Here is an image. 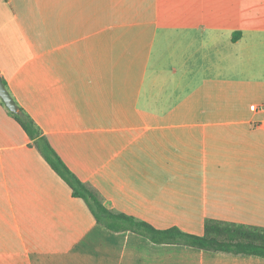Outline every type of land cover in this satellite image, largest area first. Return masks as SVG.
Here are the masks:
<instances>
[{"label":"crops","instance_id":"crops-1","mask_svg":"<svg viewBox=\"0 0 264 264\" xmlns=\"http://www.w3.org/2000/svg\"><path fill=\"white\" fill-rule=\"evenodd\" d=\"M0 73L110 209L264 226V0H0ZM32 143L0 98V264H264L107 228Z\"/></svg>","mask_w":264,"mask_h":264},{"label":"trees","instance_id":"trees-1","mask_svg":"<svg viewBox=\"0 0 264 264\" xmlns=\"http://www.w3.org/2000/svg\"><path fill=\"white\" fill-rule=\"evenodd\" d=\"M239 35L240 33H237L235 38ZM2 78L8 88L5 78ZM1 101L5 104L2 98ZM20 109V113L9 111L33 140L32 145L43 154L52 168L70 185L73 195L83 198L97 221L107 228L115 231H135L155 243L183 244L215 252L264 257V226L209 218L205 221L204 233L198 235L185 232L177 226L158 229L147 221L110 209L105 204L101 193L82 181L68 167L31 115L23 107L20 106Z\"/></svg>","mask_w":264,"mask_h":264},{"label":"water","instance_id":"water-1","mask_svg":"<svg viewBox=\"0 0 264 264\" xmlns=\"http://www.w3.org/2000/svg\"><path fill=\"white\" fill-rule=\"evenodd\" d=\"M0 97L3 99V101L5 102L6 106L10 111L14 113L21 112L19 104L16 102L15 98L7 88L1 75H0Z\"/></svg>","mask_w":264,"mask_h":264},{"label":"built area","instance_id":"built-area-1","mask_svg":"<svg viewBox=\"0 0 264 264\" xmlns=\"http://www.w3.org/2000/svg\"><path fill=\"white\" fill-rule=\"evenodd\" d=\"M252 110H264V104L262 105H252L251 106Z\"/></svg>","mask_w":264,"mask_h":264}]
</instances>
